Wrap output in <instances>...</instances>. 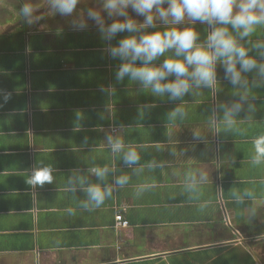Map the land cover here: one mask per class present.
Returning <instances> with one entry per match:
<instances>
[{"label":"crops","instance_id":"0c3cea01","mask_svg":"<svg viewBox=\"0 0 264 264\" xmlns=\"http://www.w3.org/2000/svg\"><path fill=\"white\" fill-rule=\"evenodd\" d=\"M18 4L0 0V264H264V165L250 163L251 140L264 133V88L251 91L254 111H241L233 127L210 126L214 112L222 117L218 106L238 101L242 91L223 78L222 67L212 89L177 101L157 97L127 78L115 80L120 61L107 48L129 33L101 40L88 6L71 17L36 9L40 19L29 25ZM165 27L158 22L148 31ZM179 27H193L198 42L208 30L187 20ZM248 39L264 40V28ZM101 85L114 91L102 93ZM4 93H11L6 103ZM180 104L187 115L169 119ZM109 134L135 147L140 162L126 166L122 153L111 152ZM43 166L52 167V183L28 185ZM103 166L110 172L99 181L90 169ZM190 172H205L207 181L190 191ZM124 174L129 183L119 188L115 177ZM78 176L112 185V197L84 209L79 182L69 190V177ZM245 191L255 200L238 203L233 193ZM119 214L129 227L117 226Z\"/></svg>","mask_w":264,"mask_h":264},{"label":"clouds","instance_id":"9594fccd","mask_svg":"<svg viewBox=\"0 0 264 264\" xmlns=\"http://www.w3.org/2000/svg\"><path fill=\"white\" fill-rule=\"evenodd\" d=\"M79 2L48 0L53 13L62 17H71ZM100 3V9L88 8L86 16L94 22L101 40L112 41L120 33H129L107 48L110 57L120 61L115 70L117 82L127 78L154 96H167L169 100L177 101L193 93L194 89L214 88L218 83L217 67L220 66L224 70L223 78L242 91L238 101L218 106L222 110V117L214 112L209 125L219 128L222 124L225 129H230L241 111H254V106L248 101L253 89L264 88V40L253 42L246 38H250L258 28H264V0H100ZM129 10L136 17H142V22L130 15ZM18 15L29 25L40 19L34 16L30 0L21 4ZM186 20L193 25L199 22L208 26L203 42H198L200 33L193 27H179ZM158 22L166 26L163 31H148L156 29ZM72 23L79 29L87 27L84 20H73ZM253 52L255 54L250 55ZM161 57L164 58L162 62L155 63ZM100 91L111 95L114 89L101 85ZM10 97L11 93H4V102ZM186 115L182 104L168 113L171 120L184 119ZM100 118H104L103 114ZM193 135L200 138L199 132ZM106 139L113 154L122 153L126 166L132 167L140 162L141 156L135 147H125L120 137L111 134ZM250 163L254 167L264 165V133L255 135L251 140ZM149 166L159 165L152 163ZM90 172L99 181H105L110 169L108 166L93 167ZM52 173L50 166L36 167L26 183L32 187L50 184L54 179ZM129 180L128 175H119L115 177V185L123 188ZM76 181L86 193L87 199L81 201V206L86 210L100 208L113 195L112 185L92 183L85 176L69 177V190L72 192L76 191ZM206 181L205 172H190L186 176L190 191ZM233 196L238 203H243L244 197L255 200L250 191H245L243 195L234 192ZM206 207V203L201 204V211ZM67 211L69 215L75 214L71 208ZM256 213L255 207L249 211L250 216Z\"/></svg>","mask_w":264,"mask_h":264},{"label":"rangeland","instance_id":"374dc122","mask_svg":"<svg viewBox=\"0 0 264 264\" xmlns=\"http://www.w3.org/2000/svg\"><path fill=\"white\" fill-rule=\"evenodd\" d=\"M13 1L16 4L19 2L21 4L23 2H25V0H12V2ZM30 2L33 4L34 12L36 11V9H38L36 12L37 14H38V12H41V13H43L44 17L59 16L58 14L53 13V11L50 9L49 4H48V0H30ZM21 4H18L17 8L19 6H21ZM91 5H96L95 8H97V7H99V9L101 8V3L98 0H80L77 7L88 6V8H90V7H92Z\"/></svg>","mask_w":264,"mask_h":264},{"label":"built area","instance_id":"2783aa9c","mask_svg":"<svg viewBox=\"0 0 264 264\" xmlns=\"http://www.w3.org/2000/svg\"><path fill=\"white\" fill-rule=\"evenodd\" d=\"M115 133L117 130H114ZM117 226L119 228H127L129 227V222L123 217V215L119 214L116 216Z\"/></svg>","mask_w":264,"mask_h":264}]
</instances>
